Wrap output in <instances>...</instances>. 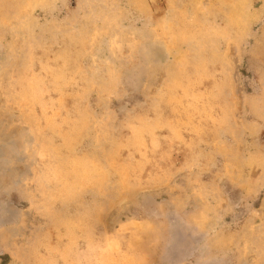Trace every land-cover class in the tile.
<instances>
[{
    "label": "rangeland",
    "instance_id": "rangeland-1",
    "mask_svg": "<svg viewBox=\"0 0 264 264\" xmlns=\"http://www.w3.org/2000/svg\"><path fill=\"white\" fill-rule=\"evenodd\" d=\"M0 264H264V0H0Z\"/></svg>",
    "mask_w": 264,
    "mask_h": 264
}]
</instances>
